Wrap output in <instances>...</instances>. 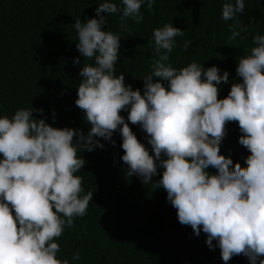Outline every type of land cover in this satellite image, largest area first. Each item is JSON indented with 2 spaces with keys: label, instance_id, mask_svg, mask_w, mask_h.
<instances>
[{
  "label": "clouds",
  "instance_id": "9594fccd",
  "mask_svg": "<svg viewBox=\"0 0 264 264\" xmlns=\"http://www.w3.org/2000/svg\"><path fill=\"white\" fill-rule=\"evenodd\" d=\"M154 3L104 0L95 9L98 18L75 19L76 47L84 58L75 104L91 125L87 134L35 118L33 112L41 109L0 116V264H68L57 259L60 245L55 241L65 227L75 226V217L87 214L93 198L92 191L82 195L83 179L76 173L86 162L78 152L102 149L99 138L111 140L117 130L126 174L162 186L181 225L190 226L196 236L202 230L210 249L215 240L225 264L238 255L249 264H264V35L254 36L255 46L238 61L242 82L233 83L219 99L217 86L228 83V72L221 75L216 66L205 69L196 62L173 67L175 38L185 32L171 23L155 28L149 47L156 59L143 78L142 95L116 73L121 38L102 30L107 21L101 13L119 14L124 29L128 19L141 23L142 5L152 12ZM244 12V0L223 4L221 18L236 21L229 25V41L248 30L238 19ZM190 43L185 41L184 49ZM124 110L127 120L147 134L154 155L120 115ZM233 121L243 133L239 144L250 153L245 167L220 154L225 125ZM158 166L162 176L152 183ZM209 167L217 174L210 175ZM79 258V252L73 254V260Z\"/></svg>",
  "mask_w": 264,
  "mask_h": 264
},
{
  "label": "trees",
  "instance_id": "16d2710c",
  "mask_svg": "<svg viewBox=\"0 0 264 264\" xmlns=\"http://www.w3.org/2000/svg\"><path fill=\"white\" fill-rule=\"evenodd\" d=\"M103 2L0 0V116L11 118L22 108L41 109L42 113L33 112V116L50 126L88 133L91 125L75 104L84 58L77 50L73 25L76 18L82 23L98 18L95 9ZM111 2L120 4V0ZM225 2L234 4L235 0H155L152 12L142 5L141 23L128 19L124 29L120 27L119 14L101 13L107 21L102 30H110L121 38L116 73L123 74L125 85L139 89L143 95V78L150 74L156 59L154 49L149 47L153 29L171 23L185 32L175 38L171 65L180 69L196 62L205 69L216 66L221 75L227 71L228 83L217 86L218 98H225L233 83L242 82L236 74L239 59L255 46L254 36L264 35V0H244L245 12L238 19L248 30L241 31L235 42L228 37L229 25L236 21L221 18ZM185 41L191 42L187 49L183 47ZM74 59L80 63L74 64ZM158 79L153 77L154 82ZM163 83L167 87V82ZM120 115L149 154L154 155L147 134L127 120L128 111H121ZM225 129L220 154L245 167L250 153L239 144L243 133L238 122H228ZM99 139L102 149L78 152L86 162L76 173L83 179L82 195L92 191L93 198L87 214L75 217V226L65 227L55 241L60 245L57 259L67 260L68 264H225L215 240L210 249L202 230L196 236L190 226L179 223L176 209L166 199L162 186L156 188L137 175L126 174L128 166L121 159L124 151L119 130L111 140ZM206 171L217 174L212 167ZM161 176L158 166L152 183ZM76 252L80 258L73 260ZM227 264H249V260L238 255Z\"/></svg>",
  "mask_w": 264,
  "mask_h": 264
}]
</instances>
